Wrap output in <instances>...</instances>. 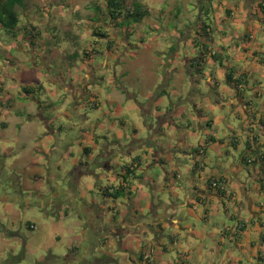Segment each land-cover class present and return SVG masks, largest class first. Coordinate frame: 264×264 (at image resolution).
Returning a JSON list of instances; mask_svg holds the SVG:
<instances>
[{
	"label": "crops",
	"instance_id": "0c3cea01",
	"mask_svg": "<svg viewBox=\"0 0 264 264\" xmlns=\"http://www.w3.org/2000/svg\"><path fill=\"white\" fill-rule=\"evenodd\" d=\"M132 1L140 19L115 28L97 6L88 17L96 26L66 39L38 30L44 14L26 18L15 8L26 24L0 40L25 55L15 61L0 51L2 74L11 76L0 81V264H264V0ZM73 11L65 20L87 19ZM180 18L187 24L169 35L168 23ZM199 19L210 41L197 74ZM189 45L193 55L180 59ZM122 51L142 64L141 73L121 75L141 86L144 103L107 83L118 74L109 57ZM47 68L52 86L30 84L40 71L48 78ZM96 79L102 92L88 89ZM36 94L45 97L34 109L42 129L25 109ZM81 104L94 111L82 114ZM121 104L126 117L113 120ZM121 186L125 195L109 197Z\"/></svg>",
	"mask_w": 264,
	"mask_h": 264
},
{
	"label": "rangeland",
	"instance_id": "374dc122",
	"mask_svg": "<svg viewBox=\"0 0 264 264\" xmlns=\"http://www.w3.org/2000/svg\"><path fill=\"white\" fill-rule=\"evenodd\" d=\"M97 6H99L100 10L106 11V5H105L104 0H33V1H29V3L25 6V8L27 11L26 15L28 16V18L32 17V18L37 19L38 17L40 18L43 14L45 15V17L42 16V18H40V20L38 21L37 26H38L39 31L42 30L43 33H45V32L53 33L54 32V35H57L58 38L66 39V35H69V33H71L72 31H77V36L81 37V35H84L88 30H91L92 27L96 26V22L90 21L88 19V17L92 18L91 17L92 14L96 13L95 7H97ZM190 6L191 5H188V8L192 9ZM68 8L71 9V12H74L73 10L76 9V11H78V14L82 13L84 17H87V19L81 18L82 16H79V19L77 21H72V19H70L69 21L65 20V16H66L65 13L67 12ZM62 14H63V16H62ZM22 15H23V13H22ZM182 23L187 24L183 18H180L179 20L178 19L174 20L172 23H168V26L166 27V29L168 30L167 33L169 35L174 34L176 31L175 29L177 27H180V26L182 27ZM23 24H26V20H25L24 16H21V18H19L18 25L23 26ZM102 24L107 25L108 23L106 21H103ZM131 25H134V24L131 23ZM49 27L50 28L53 27V30H50ZM42 31H41V33H42ZM7 35L10 37L3 39L0 36V40H5L6 42H9L12 40L13 37H15L13 35L12 31L7 33ZM68 38H69V41L71 42V44H72V41L74 39L77 40L76 37H73L72 39H70V37H68ZM174 38H176V37L173 36V39ZM40 39L44 40L45 36H44V38L41 36ZM95 40L100 42L99 39H95ZM101 40L104 41L103 39H101ZM5 41H4V43H5ZM36 41H37L36 39H33V44L36 43ZM171 41L169 40L168 42H170L172 44L173 42H171ZM176 42H177V44H176L175 48H178L180 45H182L179 43L180 41H176ZM76 43H74V44L76 45ZM182 43H183V41H182ZM78 44H79V42H78ZM51 47H52V44H51ZM14 49L12 47H5L2 42L0 44V51L6 50V52L8 54H10L11 57H14L13 60H15V58H16L18 61L19 60L24 61L23 59H24L25 55H23L24 57H22L20 55L21 53L19 54L17 51H14ZM191 49H192V47H190V45L186 46V47L181 46V50L179 51V58L181 59V58L186 57L188 55H190V56L193 55V53H191V51H192ZM35 51H36V53H35L36 55L41 53V57H42V55L44 57L45 53H46V48H37V49H35ZM122 54L125 56L122 57L123 56ZM0 56H2L1 53H0ZM120 57H122V59H120ZM98 59L99 58H97V61H98ZM109 59H110V63H113L112 66L116 65V63H117L115 70H116V72H118V74L112 78L107 79V83L114 86L115 82H120V91L123 92L124 95L139 92V95L137 96V98H134V100L137 102H143L144 103L145 100H144V97L141 96V91H140L141 86L139 84L133 85V83L131 85L130 82L123 81L125 79V77L123 75H121V72L124 70H128L129 72L141 73L142 72V64L140 63L138 65H135L133 60H132L131 55L128 58L127 53H125L123 51H122L121 55H118L117 52H114L113 56L109 57ZM119 60H127V61L129 60V63L118 64ZM135 60H137V58ZM15 61H13V62H15ZM99 62H100V60L98 61V63ZM5 65L6 64L3 60V58H0V81L3 82L4 81L3 78H5L6 79L5 81L7 83V79L10 80L9 78H11V76L8 74L9 76L7 75V77H6L2 74L3 73L2 68ZM48 69H50V70H48ZM46 75L48 76V78H45L46 76H45L44 71H40V72L36 73L35 76H33V80H32V82H30V84H34L35 81H37L40 83V85L44 86L45 88L52 86V85H50L51 83H49V75L55 77L56 73L51 68H47L46 69ZM121 78H122L123 82L120 81ZM29 79H30V77L26 76V80H29ZM100 85H101V87H100ZM103 86H104V84H102V82H99V80L96 79L93 81V83L91 85H89V87L88 86L87 87L89 90L98 89L102 92ZM116 91H117V89H116ZM157 92L158 91H155V93H157ZM47 93H49V92H47ZM48 95H49V97L48 98L46 97L47 101L49 103L52 102L53 105H55V104L58 105V102L55 101L54 96H52L51 94H48ZM124 95H123V98H125ZM35 97L38 99V101L33 102V103L25 102L26 103L25 109L31 110L30 114H31L32 120L34 119L36 121L35 122L37 125L36 128L42 129L43 127L38 122V120L40 119L39 115H35L36 112L34 111V109H35V107H37V103H39V101H41V102L45 101V97H44V94H42V95L36 94ZM197 97L199 99L202 98L200 96H197ZM80 109H81L82 114L87 113V115L91 114L94 111V109H92L89 105H86V104H81ZM36 111L38 112V109ZM126 112H127V109L125 108V105L121 104V106H119L117 108L115 114L112 115L111 117L113 118V120H114L115 115L123 114L124 117H126L125 116ZM94 113H96V112H94ZM52 116L55 117L53 110L52 111L44 110V113L42 115V117L45 119L50 118ZM8 117L12 118V115H8L7 118ZM186 118H187V115L183 111L182 123H183V121L186 120ZM59 120H60V118H59ZM8 123L10 125L9 126L10 130H12L11 126H14V125L11 124V120ZM116 124H117V128H119L120 127L119 124L117 122H116ZM127 124L129 125V127H126V129H123V130H127L125 132V137L129 138V135L131 133L130 129L132 128V124L131 125H130V123H127ZM183 125L186 126V124H183ZM112 138L113 137L111 136L109 139H112ZM220 148L221 147L217 146L218 150H220ZM217 157L218 156L213 157V158H211V160H215V159H217ZM220 159H222V158H219L217 160H220ZM213 162L215 163L216 161H213ZM152 171L154 172V170H152ZM12 187L14 188L15 186L13 185ZM34 217H35V215H33V223H37V221ZM188 220H190L189 223L192 226V224H194V221H196V215L194 214V212H191L190 215L189 214L187 215V221ZM196 226H199L198 223H196ZM18 255H20V254H18ZM9 261L12 262V259H10Z\"/></svg>",
	"mask_w": 264,
	"mask_h": 264
},
{
	"label": "trees",
	"instance_id": "16d2710c",
	"mask_svg": "<svg viewBox=\"0 0 264 264\" xmlns=\"http://www.w3.org/2000/svg\"><path fill=\"white\" fill-rule=\"evenodd\" d=\"M28 1H31V0H0V30H3L9 33L17 28L20 17L17 11L15 10L16 7L23 8L22 13L26 18H28V16L26 15L27 11L25 8V4ZM131 1L132 0H105L106 12L108 13L109 18L113 20L114 22L113 24L115 28H121L123 25H125L124 20H126V18H133L134 21H136L137 19H140L143 16V14H145L142 11L141 6L139 4L135 2L132 3L133 1L132 2ZM91 21L94 22L95 19H92ZM200 23H201V26L199 28V31L197 32V38L199 39V43H197V45L199 48L201 47V49L199 50L200 51L199 56L192 62L193 63L192 67L195 69L197 74L201 73L204 55L207 53V50H208L207 43L210 41L209 27L205 23L201 22L199 19V25ZM31 29H33V38L35 36L37 37L38 36V33H36L37 26L33 25ZM94 35L100 36L101 38L107 37L105 33H100V34L95 33ZM227 81L228 83L232 82L231 76L229 75L227 76ZM24 92L27 94L30 93L29 90H27L26 88H24ZM259 160H260L259 161L260 165H262L263 167L262 179L264 181V162L262 158ZM127 174L129 175L131 173L128 171ZM208 182H209V185H208L209 188H211L213 184H216L218 188L216 190V193H219L220 188H222L221 181L210 180ZM126 190L127 189L124 186L116 188L113 190V192L109 194V197L113 199L122 197L123 195H125ZM21 256H22V253L16 257H13L12 259L18 261V259Z\"/></svg>",
	"mask_w": 264,
	"mask_h": 264
},
{
	"label": "built area",
	"instance_id": "2783aa9c",
	"mask_svg": "<svg viewBox=\"0 0 264 264\" xmlns=\"http://www.w3.org/2000/svg\"><path fill=\"white\" fill-rule=\"evenodd\" d=\"M222 188H220V191H223L224 190V187L223 186H221ZM211 189L212 190H217L218 188H217V185L216 184H213L212 186H211Z\"/></svg>",
	"mask_w": 264,
	"mask_h": 264
},
{
	"label": "flooded vegetation",
	"instance_id": "af4514ba",
	"mask_svg": "<svg viewBox=\"0 0 264 264\" xmlns=\"http://www.w3.org/2000/svg\"><path fill=\"white\" fill-rule=\"evenodd\" d=\"M80 88L82 89V91H84V89L87 88V87H80Z\"/></svg>",
	"mask_w": 264,
	"mask_h": 264
}]
</instances>
